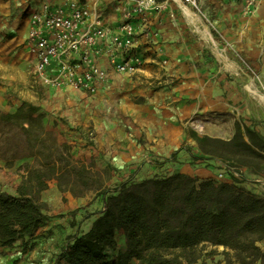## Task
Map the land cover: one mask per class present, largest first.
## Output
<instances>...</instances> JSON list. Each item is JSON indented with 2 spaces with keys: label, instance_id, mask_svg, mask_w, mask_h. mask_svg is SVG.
Listing matches in <instances>:
<instances>
[{
  "label": "crops",
  "instance_id": "crops-1",
  "mask_svg": "<svg viewBox=\"0 0 264 264\" xmlns=\"http://www.w3.org/2000/svg\"><path fill=\"white\" fill-rule=\"evenodd\" d=\"M82 1L98 7L104 23L117 29L121 2ZM159 1L166 3V9L150 16L156 23L152 33L158 35L138 36L141 51L150 44L157 59L139 76L119 75L102 58L100 63L108 68L109 81L99 94L88 96L71 88L53 89L31 74L9 75L5 76L10 78L6 86H0V110L14 114L23 102L37 106L45 119L56 124L60 138L71 144L76 162L108 176L101 179L104 185H130L174 174L221 183L216 177L223 162L201 152L191 131L199 137L228 141L240 123L264 136V96L246 86V78L237 76L243 70L237 61L245 60L257 66L264 82V0L252 7L247 0H199L203 15L185 8L180 0ZM44 2L61 4L59 0H0V53L20 48L31 70L23 43L33 12ZM159 21L162 24L157 25ZM255 120L262 123L254 126ZM90 131L95 135L91 140ZM241 172L246 177L238 185L264 197V188L252 179L254 174L245 168ZM235 175L226 174L222 182L232 183ZM2 177L0 172V190L19 196L20 189L17 193L6 190ZM113 191L101 193L93 185L80 191L79 185H73L62 193L56 180L44 183L42 199L54 202V207L35 228L30 249L23 253L20 248L9 257L0 255V264H67V246L90 230ZM63 198L68 201L62 203ZM85 210L90 214L82 224L73 223V215L77 219ZM117 235L125 237L122 231ZM258 245L264 252V241ZM209 249L219 254L210 264H227L223 256L227 249ZM113 251L107 250L111 259Z\"/></svg>",
  "mask_w": 264,
  "mask_h": 264
},
{
  "label": "trees",
  "instance_id": "trees-1",
  "mask_svg": "<svg viewBox=\"0 0 264 264\" xmlns=\"http://www.w3.org/2000/svg\"><path fill=\"white\" fill-rule=\"evenodd\" d=\"M44 113L23 102L14 114L0 110V159L8 168L18 160L34 158L18 168L19 196L0 190V246L13 248L32 242L35 228L45 217L44 183L56 180L62 193L71 185L85 190L91 170L75 162L71 147L58 145L46 131ZM199 149L230 167L264 175V136L255 129L236 126L229 142L199 137ZM220 145V146H219ZM232 183L200 181L174 174L123 184L106 199L105 210L90 230L73 239L65 250L67 264H181L195 261L199 247L222 246L227 264L264 261L259 243L264 241V197ZM126 247L113 259L107 250L116 247L117 232Z\"/></svg>",
  "mask_w": 264,
  "mask_h": 264
},
{
  "label": "built area",
  "instance_id": "built-area-1",
  "mask_svg": "<svg viewBox=\"0 0 264 264\" xmlns=\"http://www.w3.org/2000/svg\"><path fill=\"white\" fill-rule=\"evenodd\" d=\"M60 5L42 3L33 12L28 35L23 43L24 52L32 65V73L44 85L53 89L71 88L88 96H96L108 83V68L100 63L107 59V66L119 75L139 76L157 57L150 44L141 51L139 34L152 33L156 24L151 15L163 12L166 3L159 0H115L122 3L121 23L112 29L103 21L98 7L82 0H59ZM185 8L201 14L199 0H180ZM259 0H247L249 7ZM174 17L173 14L170 15ZM162 24L161 21L157 25ZM165 65L164 62L161 63ZM264 96V86H263ZM92 135V132H91ZM216 181L235 173L229 163H221ZM255 184L264 188V175H253Z\"/></svg>",
  "mask_w": 264,
  "mask_h": 264
},
{
  "label": "rangeland",
  "instance_id": "rangeland-1",
  "mask_svg": "<svg viewBox=\"0 0 264 264\" xmlns=\"http://www.w3.org/2000/svg\"><path fill=\"white\" fill-rule=\"evenodd\" d=\"M115 1V0H114ZM200 7V5H199ZM201 10V15H203V11L202 8L200 7ZM199 15V14H197ZM206 23L208 24L209 28L211 31H214V26L212 24V22L206 18H204ZM240 62V64L242 65L241 67L243 68V70H239L238 71V75L237 76H242L243 78H246L245 84L246 86H249L250 89L252 91H254V93H258L260 95V93L263 95V86H264V82L263 79L261 78L260 72L257 68V66L254 64H251L245 60L242 61H237ZM22 74H31V77H34L32 70L30 68H28L27 66V61L25 60V58L23 57V55L20 52V48H16L15 50H6L4 51V53H0V86L5 87L6 81H9L10 78H7L5 76L9 75H13V76H20ZM5 93L6 91L3 90ZM255 94V95H256ZM260 105V104H259ZM255 125L254 126H258L262 123L261 120H255ZM43 124L44 127L46 129L47 132H49L50 137L52 138V140H50V138H47V142L48 143H52L53 141H55L58 145H62L64 143L68 144L71 147V155H72V151L73 148L71 146V144L66 141L64 142L60 137V131L58 129H56V124H54L51 120H47V119H43ZM240 125L242 126L240 123H236V126ZM236 126H235V132H236ZM245 126V125H244ZM243 127V126H242ZM250 128V127H249ZM75 129L73 128V131ZM192 133H195L193 131H191ZM77 134V133H75ZM196 134V133H195ZM95 137L94 132H92L91 135V131L88 132V138L91 140ZM73 139H76L75 137ZM212 139V138H211ZM214 140H219V141H223V142H229L230 140H223V139H214ZM220 146V145H219ZM72 158L74 159L73 155ZM74 161L76 162V160L74 159ZM24 163H30V164H34L35 163V159L34 158H29V159H24V160H18L14 163V167L10 168L9 170H6L5 168H8L6 166L5 161L0 159V172L3 173V177H2V182L3 185L6 186V190L9 192H18L19 191V186L21 183V176L18 174V168L20 167V165L24 164ZM79 164H81L80 161H78ZM230 165H233L232 162H230ZM252 168H249V171H251ZM238 172L243 176L246 177V175H244L241 170H238ZM230 175H232V173H229ZM104 178H108V176L106 174H101L99 172H91V179H90V184L89 185H93L95 186V189H99L101 191V193L107 192L109 190H115L117 187H113V186H109V185H104V182L101 179ZM53 181V180H52ZM49 181H46L45 183H47ZM118 185V184H115ZM73 186V185H71ZM70 186V187H71ZM69 187V188H70ZM80 187V191H82L83 189ZM243 187V186H242ZM59 189V188H58ZM254 189V188H253ZM43 197V195H42ZM43 200V199H42ZM46 204H47V209L45 210V212H47L48 210H50L52 207H54L55 203H47L45 200H43ZM68 200L64 199L61 201L62 203H66ZM90 214L88 212V210H85L83 212H81L80 215H78L77 219L76 214L73 215V223L75 224H82V222L87 218L86 215ZM79 228H81L79 226ZM30 245H27L26 248H22V244H17L16 246H14L11 249H1L0 248V255L1 256H5L9 257L12 256L14 254H17L21 248L22 252L25 253L27 252L28 249H30ZM126 245V240L125 237L121 236V235H117L116 236V248L114 249L113 253L114 256L115 254L120 251L124 246ZM209 245L206 246H201L197 249V251L195 252V261L192 262V264H210L209 261H215L218 257L219 254H215V251L212 249H209ZM224 258L227 260L229 259L227 255H223ZM181 264H189L188 260L185 257L181 258Z\"/></svg>",
  "mask_w": 264,
  "mask_h": 264
}]
</instances>
